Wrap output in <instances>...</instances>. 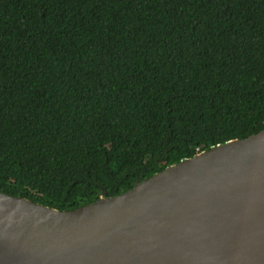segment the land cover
Returning <instances> with one entry per match:
<instances>
[{"label": "trees", "instance_id": "trees-1", "mask_svg": "<svg viewBox=\"0 0 264 264\" xmlns=\"http://www.w3.org/2000/svg\"><path fill=\"white\" fill-rule=\"evenodd\" d=\"M264 130V0H0V192L72 211Z\"/></svg>", "mask_w": 264, "mask_h": 264}, {"label": "water", "instance_id": "water-1", "mask_svg": "<svg viewBox=\"0 0 264 264\" xmlns=\"http://www.w3.org/2000/svg\"><path fill=\"white\" fill-rule=\"evenodd\" d=\"M0 264H264V130L72 211L0 192Z\"/></svg>", "mask_w": 264, "mask_h": 264}]
</instances>
